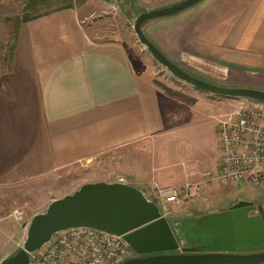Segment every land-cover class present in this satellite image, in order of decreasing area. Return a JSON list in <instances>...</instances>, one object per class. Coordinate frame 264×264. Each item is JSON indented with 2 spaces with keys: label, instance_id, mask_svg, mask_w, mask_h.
<instances>
[{
  "label": "crops",
  "instance_id": "obj_1",
  "mask_svg": "<svg viewBox=\"0 0 264 264\" xmlns=\"http://www.w3.org/2000/svg\"><path fill=\"white\" fill-rule=\"evenodd\" d=\"M180 1L88 0L78 6L73 0L70 7L23 22L20 46L28 56L25 72L29 78L20 84L13 79L11 85L10 78L0 79V98L5 96V86H25L28 97L36 96L43 127L37 124L40 135L30 148L33 152L29 151L31 168H38L35 173L91 161L102 152L130 145L152 154L151 163H145L151 170L144 164L138 170L143 185L155 178L163 185L182 184L218 167L219 148L216 158L202 168H188L170 157L178 148L174 138L185 126L187 108L194 102L215 100L210 96L214 94L195 88L180 92L156 80L138 67L124 40L95 35L85 19L88 14L111 9V3L116 2L114 12L134 24L141 12ZM143 29L164 54L190 74L218 85L264 90V0H201L176 14L148 20ZM13 94L16 98L26 96L18 91ZM242 102L246 99L228 101L238 106ZM17 104L1 105L0 113L7 110L13 118L19 114L25 118L27 113H19ZM216 128L217 123V136ZM12 167L4 172L16 174L18 165ZM251 180L246 181L259 186ZM209 187L204 188L205 194ZM188 207L187 217L193 221L226 213L232 205L222 209L198 200L189 202ZM242 209L249 218H261L253 204ZM170 223L176 231L184 228L178 220Z\"/></svg>",
  "mask_w": 264,
  "mask_h": 264
},
{
  "label": "rangeland",
  "instance_id": "obj_2",
  "mask_svg": "<svg viewBox=\"0 0 264 264\" xmlns=\"http://www.w3.org/2000/svg\"><path fill=\"white\" fill-rule=\"evenodd\" d=\"M85 1L88 0H75L74 3L80 6ZM27 2L28 0H0V79L9 80L10 78L11 80L8 81L10 85L13 79L20 84L22 80L29 78L25 72V66L29 68L28 56L20 46L22 44L20 30L26 15ZM91 7L94 6L91 5ZM111 9L100 10L85 16L86 23L92 26V32L95 35L106 38L118 37L124 40L136 59L138 67L155 75L156 80L169 85L172 89L180 92H186L191 88L196 89L193 85L173 76L166 67L161 65L139 41L134 31V24L129 23ZM203 80L212 81L208 78ZM2 89L5 96L0 98V106L18 103L15 108L20 110L19 113H27V115L24 118L19 114L18 118H13L10 116L12 112L7 110L0 113L3 116V112H6L5 116L0 118V164L3 165L0 172V263L23 247L27 224L35 214L44 212L53 200L74 193L85 183L118 182L119 177H127L133 180L132 185L144 190L150 200H155V193L151 189L154 179L146 180L149 182L143 185L141 180L144 179L138 176L140 166L143 168L147 160L151 163L152 154L135 145L111 149L102 152L94 160L78 162L57 171L47 172L42 169L40 173H35L38 168L32 169L30 166L32 160L30 152H33L30 148L40 135L37 134V124L43 127L42 120L37 115L39 109L36 96L33 94V97H28L25 86H5ZM16 91L19 94L25 93L26 96L16 98V94H13ZM210 96L216 99L194 102L191 109L187 108L185 126L174 138V142L179 145L170 157L182 161L188 165V168H190L189 165H195V167L199 165L202 168V165L210 164L213 156L216 158L218 143L215 125L221 115L232 112L238 106L239 103L233 105L228 103L229 100H244L218 95ZM249 100L246 99V102ZM14 164L18 165L16 174L4 172L7 167L13 168ZM144 167L147 171L151 170L150 166ZM217 170L218 167L215 170H205L198 179L186 181L199 183L202 191L193 199H184L181 196L180 204L183 206L178 208L180 204H172L167 214L168 220L175 223L178 220L185 226L190 221L187 217L190 212L188 204L192 201L204 200L205 204H214L217 208L227 207L228 209L229 206L244 199L252 201L253 206L258 209V215L264 219V182L258 184L259 186H254L246 180L237 184H224L217 179ZM155 181L163 185L157 178ZM186 182L164 185L180 191ZM207 185L210 187L208 194H205L204 188ZM15 210L24 213L22 219L15 217L13 214ZM133 255H136L134 249Z\"/></svg>",
  "mask_w": 264,
  "mask_h": 264
},
{
  "label": "water",
  "instance_id": "obj_3",
  "mask_svg": "<svg viewBox=\"0 0 264 264\" xmlns=\"http://www.w3.org/2000/svg\"><path fill=\"white\" fill-rule=\"evenodd\" d=\"M199 1L181 0L171 6L141 12L134 23L139 41L173 76L198 90L264 102L262 89L218 85L190 74L164 54L144 32L146 21L176 14ZM251 181L264 182V173L255 174ZM252 204L241 200L226 213L189 221L185 228L189 235L185 238L202 242L201 246L192 248V252L155 253L178 250L182 245L181 236L175 233L156 199L150 200L144 190L131 184L88 182L74 193L53 200L44 212L35 214L27 224L23 247L0 264H27L29 253L41 248L55 232L75 226L123 235L136 255L119 264H264L263 220L247 217L242 209Z\"/></svg>",
  "mask_w": 264,
  "mask_h": 264
},
{
  "label": "built area",
  "instance_id": "obj_4",
  "mask_svg": "<svg viewBox=\"0 0 264 264\" xmlns=\"http://www.w3.org/2000/svg\"><path fill=\"white\" fill-rule=\"evenodd\" d=\"M113 11L118 9L111 3ZM218 148L220 153L217 179L237 184L264 173V102H242L232 112L223 114L217 121ZM118 182L133 184L127 177ZM155 199L163 214H169L172 204H180L181 196L195 198L201 193V185L188 182L183 191L151 183ZM17 219L24 213L13 212ZM133 248L123 235L88 226H75L55 232L41 248L29 253L27 264H119L132 256Z\"/></svg>",
  "mask_w": 264,
  "mask_h": 264
},
{
  "label": "trees",
  "instance_id": "obj_5",
  "mask_svg": "<svg viewBox=\"0 0 264 264\" xmlns=\"http://www.w3.org/2000/svg\"><path fill=\"white\" fill-rule=\"evenodd\" d=\"M72 2L73 0H28L23 22L62 8L70 7Z\"/></svg>",
  "mask_w": 264,
  "mask_h": 264
},
{
  "label": "flooded vegetation",
  "instance_id": "obj_6",
  "mask_svg": "<svg viewBox=\"0 0 264 264\" xmlns=\"http://www.w3.org/2000/svg\"><path fill=\"white\" fill-rule=\"evenodd\" d=\"M186 225V224H185ZM181 227H184V228H182V229H180V231H176L175 230V228H173L174 229V231H175V233L176 234H178V236L180 235L181 236V239H182V245H181V247H180V249H178V250H170V251H161V252H155V253H165V252H172V253H178V252H192V248H194V247H199V246H201L202 245V242H200V241H197V240H194V239H192V238H189L188 237V240L185 238V237H187V235H189V233H188V231L187 230H185V226L182 224V226Z\"/></svg>",
  "mask_w": 264,
  "mask_h": 264
}]
</instances>
